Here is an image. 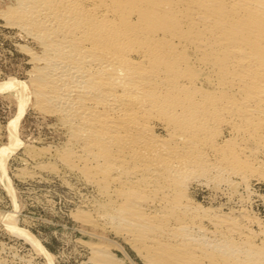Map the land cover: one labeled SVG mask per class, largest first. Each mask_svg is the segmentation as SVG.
I'll return each instance as SVG.
<instances>
[{"label": "bare ground", "instance_id": "6f19581e", "mask_svg": "<svg viewBox=\"0 0 264 264\" xmlns=\"http://www.w3.org/2000/svg\"><path fill=\"white\" fill-rule=\"evenodd\" d=\"M0 18L36 44L21 45L29 82L6 87L54 116L67 137L50 154L95 189L80 220L145 264H264V219L195 197L264 181V0H10ZM88 246L94 264H126Z\"/></svg>", "mask_w": 264, "mask_h": 264}, {"label": "rangeland", "instance_id": "374dc122", "mask_svg": "<svg viewBox=\"0 0 264 264\" xmlns=\"http://www.w3.org/2000/svg\"><path fill=\"white\" fill-rule=\"evenodd\" d=\"M9 1L0 0V6H7ZM29 39L0 18V264H94L88 246L91 241L109 243L126 264H145L121 235L80 220L78 211L91 210L96 193L92 185L50 154L64 145L66 131L55 125L54 116L32 106L28 90L24 91L28 102L22 111L18 86L6 87L13 79L29 82L32 62L21 47L36 45ZM30 144L50 147L51 151L34 156L27 149ZM263 195L264 181L256 179L251 180L250 188L241 186L235 198L217 195L204 185L195 190V197L204 205L212 204L223 211L242 207L262 219ZM7 214H12L17 227L27 230L41 246L11 230L5 223Z\"/></svg>", "mask_w": 264, "mask_h": 264}]
</instances>
